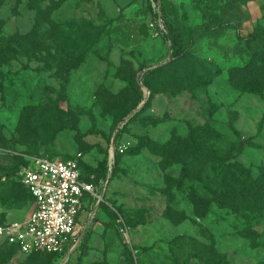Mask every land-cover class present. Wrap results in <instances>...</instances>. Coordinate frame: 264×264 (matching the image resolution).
<instances>
[{"label":"rangeland","instance_id":"obj_1","mask_svg":"<svg viewBox=\"0 0 264 264\" xmlns=\"http://www.w3.org/2000/svg\"><path fill=\"white\" fill-rule=\"evenodd\" d=\"M170 1L179 24L143 0H0V220L33 211L20 173L38 158L81 154L98 185L69 257L0 244V264H264V197L243 214L212 202L226 157L229 174L264 190V78L262 93L235 89L237 32L191 44L211 0ZM242 10V34L264 26V0Z\"/></svg>","mask_w":264,"mask_h":264},{"label":"trees","instance_id":"obj_2","mask_svg":"<svg viewBox=\"0 0 264 264\" xmlns=\"http://www.w3.org/2000/svg\"><path fill=\"white\" fill-rule=\"evenodd\" d=\"M252 0H211L204 2L203 5L200 6L199 12L201 14V23L193 29L189 38L191 44L197 43V41L202 39H219L226 31L235 30L237 32V45L235 46V50L237 53L242 54L245 65L242 67L232 68L229 72V81L233 85V87L240 92L243 93H262L263 87L261 86V76L264 78V26H257L253 32L249 35H244L240 31V23L241 19L244 15L242 10L243 7H246L248 3ZM145 4H148L147 0H143ZM160 14L161 17H171L175 23L179 24V12L176 5L170 0H160ZM238 21V22H237ZM145 25L142 26L144 28ZM166 34L165 29L162 31V34ZM30 35H22L19 39L24 40L28 39ZM21 49L24 50V46ZM261 63V64H260ZM160 68H155L152 70H148L144 72L143 75V84L149 90L153 89L154 78L157 76ZM134 108L127 110L122 119L129 115ZM197 135L195 134V137ZM194 145L193 142L190 143ZM170 147V143L163 145L162 147L154 149L155 153H163L166 155V150ZM243 146L241 145L239 151H242ZM201 147L196 148L193 153L194 157H197L198 154L201 153ZM186 150H184V155L187 156ZM119 156V152L116 151V157L114 163H109L108 167V177L114 176L116 171V160ZM82 157V155H81ZM48 159H63L64 158H53V157H44ZM228 161V157L220 160V167H222L221 171L216 177V180L212 182V185L216 186L217 189L213 192L212 202L216 204V206L225 209H232L235 213L243 214V211H248L255 209L254 207L259 199L264 197V190L261 188V184L255 181L253 178L249 177L244 181L237 178V176L233 173L229 174L228 169L230 168L229 164H226ZM82 159H79V169L81 173L82 181L86 183L95 185L93 182L84 179L82 174ZM207 163H209L207 161ZM111 177L109 179H111ZM21 181V180H20ZM183 179L179 184L178 188H182ZM22 187L28 193L30 200L33 202V198L30 192L24 187L21 183ZM14 197V194H13ZM95 201V198L90 200V203ZM259 205V204H258ZM246 218V216H245ZM6 221L0 220V224ZM86 231L84 233V236ZM83 236V238H84ZM258 234L253 230H250L247 234V238L250 239L251 242L257 243ZM74 241L71 242L67 248L62 253H44L48 255H54L57 257L66 256L70 249L74 245ZM81 243V242H80ZM0 244L5 245L7 247L12 248L16 252H18V248L15 245H10L6 242L0 241ZM36 254V253H33ZM215 258H210L207 260L208 264H214ZM216 264H225L223 259H220L216 262Z\"/></svg>","mask_w":264,"mask_h":264},{"label":"built area","instance_id":"obj_3","mask_svg":"<svg viewBox=\"0 0 264 264\" xmlns=\"http://www.w3.org/2000/svg\"><path fill=\"white\" fill-rule=\"evenodd\" d=\"M147 1L160 13V0ZM159 27L163 31L161 23ZM80 158H38L22 170L20 180L33 198V211L24 221L0 224V241L25 255L62 253L73 241L75 246L84 201L97 197L95 187L81 179Z\"/></svg>","mask_w":264,"mask_h":264},{"label":"water","instance_id":"obj_4","mask_svg":"<svg viewBox=\"0 0 264 264\" xmlns=\"http://www.w3.org/2000/svg\"><path fill=\"white\" fill-rule=\"evenodd\" d=\"M112 147H113V146H112ZM112 156H113V155H112ZM113 158H114V156H113ZM106 184H107V182H106ZM106 184H105V185H106ZM100 202H101V198L99 197V200L97 201V206L99 205ZM86 229H87V225L84 227V229H83V231H82V233H81V235H80V238H79L78 242L75 244V246H74L73 248H71V250L69 251V253L67 254L66 257H69V254H70L71 252H73L74 249H75V247H76V246L82 241V239H83V235H84Z\"/></svg>","mask_w":264,"mask_h":264}]
</instances>
